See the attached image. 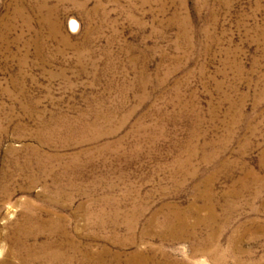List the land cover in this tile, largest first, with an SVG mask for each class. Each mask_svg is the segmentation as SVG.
Returning a JSON list of instances; mask_svg holds the SVG:
<instances>
[{"label": "rangeland", "instance_id": "obj_1", "mask_svg": "<svg viewBox=\"0 0 264 264\" xmlns=\"http://www.w3.org/2000/svg\"><path fill=\"white\" fill-rule=\"evenodd\" d=\"M0 264H264V0H0Z\"/></svg>", "mask_w": 264, "mask_h": 264}, {"label": "bare ground", "instance_id": "obj_2", "mask_svg": "<svg viewBox=\"0 0 264 264\" xmlns=\"http://www.w3.org/2000/svg\"><path fill=\"white\" fill-rule=\"evenodd\" d=\"M73 24L76 26L77 25V23L76 22H73Z\"/></svg>", "mask_w": 264, "mask_h": 264}]
</instances>
